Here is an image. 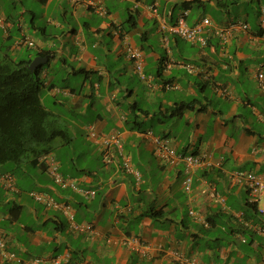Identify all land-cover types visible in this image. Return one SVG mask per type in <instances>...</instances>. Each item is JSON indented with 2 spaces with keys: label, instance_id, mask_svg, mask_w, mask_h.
<instances>
[{
  "label": "crops",
  "instance_id": "1",
  "mask_svg": "<svg viewBox=\"0 0 264 264\" xmlns=\"http://www.w3.org/2000/svg\"><path fill=\"white\" fill-rule=\"evenodd\" d=\"M36 1L41 13L21 0H0V46L10 43L16 60L47 56L39 72L47 93L40 99L69 136L67 143L55 139L50 152L77 188L54 183L40 159L0 166V174L15 167L22 182L67 203L73 214L70 220L60 208L46 207L31 190L23 197L15 174L14 185L0 183L12 203L0 213V264H180L181 257L195 264H264V199L251 205L244 183L232 177L264 172V89L257 79L264 0H93L105 15L67 0ZM183 12L188 25L204 16L219 25L240 19L249 31L224 40L211 32L205 46L162 31ZM127 46L143 52L144 79ZM88 126L120 134L139 180L114 160L104 163L101 148L84 138ZM146 130L178 153L222 163L194 168L186 191L184 163L161 161L141 134ZM90 190L93 196L84 193ZM148 208L154 216L145 214ZM72 222L91 228L75 230ZM125 237L148 244V256L124 244Z\"/></svg>",
  "mask_w": 264,
  "mask_h": 264
},
{
  "label": "built area",
  "instance_id": "2",
  "mask_svg": "<svg viewBox=\"0 0 264 264\" xmlns=\"http://www.w3.org/2000/svg\"><path fill=\"white\" fill-rule=\"evenodd\" d=\"M73 4H80V5H88L93 7L94 11L100 15H105L107 12L101 4L94 3L93 0H67ZM187 12H183L179 15L176 22L174 24H162L161 29L162 31H166L170 34L178 36L186 41L197 43L201 46H205L208 43V36L211 32L217 35L221 40L227 38L229 33L235 31H243L247 32L249 30V25L244 20H232L227 22L225 25H219L212 22L211 18L204 16L200 18L198 21L193 23L192 25H188L185 21V15ZM262 17L260 22L264 24V12L261 11ZM23 42L27 43V45L32 46L33 42L31 40L25 39ZM126 55L129 59L132 60L135 71L139 74L141 78H145L143 73V65H144V54L137 48L134 47H126ZM263 69H264V62L260 64L257 72V78L259 81L263 78ZM261 88H263V84L261 83ZM145 136H149L152 139L154 144V153L162 160L168 161L169 163H175L177 161H182L185 164L186 169V176L182 182L183 188L186 191H189L191 188V176L190 170L196 167H209L212 165V161L206 158L203 155H180L176 154L173 148L170 146L169 142L165 138H160L154 136L151 131H146L144 133ZM89 136L93 139L97 138V134L93 129H90ZM102 143L105 145L112 144L116 147L117 152L120 155V159L116 158L115 162L126 173L133 174L136 180H139L140 173L138 170H135L130 163V160L127 156L123 155L121 150V141L119 134H111L109 136H105L102 138ZM107 155V162L112 161L113 159L109 157L108 151H106ZM48 172L50 177L52 178L53 182L59 186L66 187L70 186L72 188H77L75 182L70 179L68 176H63L59 171L56 162L50 156L44 157ZM219 164V161L216 162ZM237 181L242 182L246 185L249 190L250 200L252 202H259L261 199H264V173H257L253 171H245V172H234L232 175ZM0 182L5 184L7 187L12 186L13 180L11 175L3 174L0 176ZM87 196H93L94 191H85L84 192ZM32 197L42 202L46 207L52 208H60L65 215L72 220L73 214L70 211V206L67 203L58 202L50 196H47L42 191H32ZM72 225L75 230H81L82 228L90 229L91 225L87 224L86 226L77 225L72 222ZM259 232L264 234V227H259ZM123 243L131 246L133 249L137 250L142 256H148V253L151 247L148 244H141L137 239L131 237L123 238ZM0 251L5 252V242L3 240V236L0 234ZM40 258H35L33 260L34 263L40 262ZM55 262H58V259H54ZM180 264H195L194 259L181 257L179 259Z\"/></svg>",
  "mask_w": 264,
  "mask_h": 264
},
{
  "label": "trees",
  "instance_id": "3",
  "mask_svg": "<svg viewBox=\"0 0 264 264\" xmlns=\"http://www.w3.org/2000/svg\"><path fill=\"white\" fill-rule=\"evenodd\" d=\"M7 45L0 46V166L11 163L20 167L25 161L38 162L43 154L51 151L55 139L67 143L69 136L64 128L51 119V113L41 102V65L29 70L27 65L32 59L12 58L8 52L10 43ZM258 83L259 87L262 83L264 89V76ZM184 108L182 104L174 111L179 113ZM3 174L14 176L15 167L0 176ZM251 203L254 206L256 204ZM154 212L153 208H148L145 214L154 216ZM157 214L160 216L161 211Z\"/></svg>",
  "mask_w": 264,
  "mask_h": 264
},
{
  "label": "clouds",
  "instance_id": "4",
  "mask_svg": "<svg viewBox=\"0 0 264 264\" xmlns=\"http://www.w3.org/2000/svg\"><path fill=\"white\" fill-rule=\"evenodd\" d=\"M73 4V3H72ZM92 8V10L94 11V9H93V7H91ZM105 9V8H104ZM95 12V11H94ZM97 13V12H96ZM98 14V13H97ZM4 22L3 21H0V24H3ZM26 38H23L22 40H21V42H23V40H25ZM28 40H30V39H28ZM32 41V40H31ZM33 42V41H32ZM23 43H25V42H23ZM26 45H27V43H25ZM33 45H34V43H33ZM32 45V46H33ZM29 46V45H28ZM144 73V72H143ZM145 75V74H144ZM144 79V78H143ZM90 129H93L95 132H96V134H97V138L96 139H93V138H91L90 136H89V131H90ZM86 130H87V136H88V139L89 140H91L93 143H95V144H97L98 145V147L99 148H101V150H102V155H103V160H104V163L106 164V165H108L109 163H112V161L114 160L115 161V159L116 158H118V159H120L121 157H120V155H119V153L117 152V154L114 156V153H113V151L114 150H112L113 148H115L116 149V147L114 146V145H112V144H109V145H105L104 143H102V138L103 137H105V136H109V135H111V134H100V133H98L93 127H91V126H88L87 128H86ZM146 131H151V130H146ZM146 131H144V132H141V134L143 135V136H145L144 135V133L146 132ZM151 133H152V131H151ZM116 134H119V133H116ZM153 134V133H152ZM154 135V134H153ZM154 136H156V135H154ZM119 137H120V141H121V150H122V140H121V136H120V134H119ZM146 137H149V136H146ZM156 137H160V136H156ZM150 139H151V137H149ZM160 138H162V137H160ZM164 138V137H163ZM151 141H152V139H151ZM153 143V142H152ZM153 146H154V144H153ZM171 146V145H170ZM172 147V146H171ZM117 150V149H116ZM173 150L175 151V153L176 154H180V155H183V156H186V155H203V156H205L206 158H208L210 161H212V159L213 158H211L210 156H208V155H204V154H200V153H190V154H183V153H178L174 148H173ZM106 151H108V153H109V157L110 158H112L113 160L112 161H110V162H107V155H106ZM153 151H154V147H153ZM115 152V151H114ZM122 153H123V151H122ZM123 155H124V153H123ZM156 155V154H155ZM45 156H50V157H52L53 159H54V161H55V158H54V155L51 153V152H48V153H46V154H43L42 155V157H41V162L44 164V166H45V169L46 170H48V167H47V163H46V161H45V159H44V157ZM126 156V155H125ZM157 156V155H156ZM158 157V156H157ZM159 158V157H158ZM160 159V158H159ZM161 161H164V160H162V159H160ZM217 161H219V164H216V162ZM217 161H212L213 163H212V165L211 166H209V168H212V166H215V164L216 165H218V166H220L221 165V163H222V158H220V159H218ZM56 162V164H57V167H58V163H57V161H55ZM168 164H176V163H178V162H182V161H177V162H175V163H169L168 161H166ZM116 163V162H115ZM131 163V162H130ZM182 163H184V162H182ZM132 165V164H131ZM185 165V164H184ZM133 166V165H132ZM186 168V167H185ZM202 168H205V169H207L208 167H202ZM192 170L193 169H191L190 170V176H191V172H192ZM236 172H238V171H236ZM241 172H245V171H241ZM253 172H255V171H253ZM257 173H264V172H257ZM128 174H130V173H128ZM234 174V172L232 173V175ZM9 175H11V177H12V180H13V184L12 185H14V182H15V178H14V176L12 175V174H9ZM64 176V175H63ZM69 177V176H68ZM70 178V177H69ZM192 178V177H191ZM71 179V178H70ZM245 185V184H244ZM183 186V185H182ZM246 186V185H245ZM94 191V190H93ZM30 195H31V193H30ZM94 195V194H93ZM32 196V195H31ZM250 196V195H249ZM256 203H258V202H256Z\"/></svg>",
  "mask_w": 264,
  "mask_h": 264
},
{
  "label": "rangeland",
  "instance_id": "5",
  "mask_svg": "<svg viewBox=\"0 0 264 264\" xmlns=\"http://www.w3.org/2000/svg\"><path fill=\"white\" fill-rule=\"evenodd\" d=\"M24 4H25V6H28V7H32L36 12L39 10V7H40V4L36 1V0H21ZM18 6H19V8H21V4L20 3H18L17 4ZM9 6V5H8ZM40 12L39 13H41V10H39ZM41 20H43V18H40ZM10 42V41H9ZM3 48V47H2ZM5 49V48H4ZM9 52V54L11 55V57L13 58V56H12V53L10 52V51H8ZM21 54H26V51H22L21 52ZM44 93V94H43ZM47 92H46V90H45V88L43 89V87L40 85V90H39V95H41V97H42V95H43V97H44V95L46 94ZM47 100L48 99H50V98H46ZM46 100V106H48L49 105V102ZM84 138H88V136H87V130L85 131V135H84ZM88 140V139H87ZM52 145H53V143H52ZM62 153V152H61ZM67 155H65V154H63L62 156H61V158L62 159H64L65 157H66ZM13 165L11 164V163H8L7 164V167L8 168H11ZM18 172H19V170H18ZM18 172L15 174V177H16V179H17V181L19 182V187H20V189H22V192H24V195H23V197H25L26 199L28 198L27 197V195L26 194H28V191H30L31 190V192L32 191H38V190H33L32 188H33V186H32V184H31V182H27V181H21V176L18 174ZM30 192V193H31ZM14 196V194H12V193H10V197H13ZM8 197V195H6L5 193H4V191L2 190V189H0V213H3L5 210L7 211L8 210V207H11L12 206V203H8V202H6V198ZM28 200H30V199H28ZM23 215V218H22V221H24V220H26L27 219V215H26V213H24V214H22ZM25 222V221H24Z\"/></svg>",
  "mask_w": 264,
  "mask_h": 264
},
{
  "label": "water",
  "instance_id": "6",
  "mask_svg": "<svg viewBox=\"0 0 264 264\" xmlns=\"http://www.w3.org/2000/svg\"><path fill=\"white\" fill-rule=\"evenodd\" d=\"M47 60V56H35L31 62L27 65V67L29 68V70H34L35 68H37L38 65L43 64L45 61Z\"/></svg>",
  "mask_w": 264,
  "mask_h": 264
}]
</instances>
